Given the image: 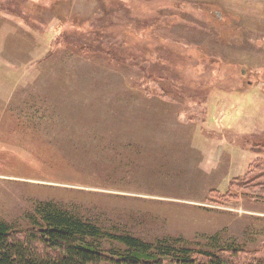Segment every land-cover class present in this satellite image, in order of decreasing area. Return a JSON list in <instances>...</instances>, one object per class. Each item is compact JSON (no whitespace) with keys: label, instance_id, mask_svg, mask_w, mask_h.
<instances>
[{"label":"rangeland","instance_id":"rangeland-1","mask_svg":"<svg viewBox=\"0 0 264 264\" xmlns=\"http://www.w3.org/2000/svg\"><path fill=\"white\" fill-rule=\"evenodd\" d=\"M263 188L264 0H0V222L264 257Z\"/></svg>","mask_w":264,"mask_h":264},{"label":"trees","instance_id":"trees-1","mask_svg":"<svg viewBox=\"0 0 264 264\" xmlns=\"http://www.w3.org/2000/svg\"><path fill=\"white\" fill-rule=\"evenodd\" d=\"M37 216L36 227L24 231L0 222V264H264V257H248L233 246L194 250L167 240L151 243L130 234L104 233L97 224L51 203L37 206ZM106 235L123 248L104 253L95 241Z\"/></svg>","mask_w":264,"mask_h":264}]
</instances>
